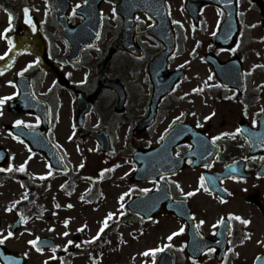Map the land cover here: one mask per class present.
Segmentation results:
<instances>
[{
  "label": "rangeland",
  "instance_id": "374dc122",
  "mask_svg": "<svg viewBox=\"0 0 264 264\" xmlns=\"http://www.w3.org/2000/svg\"><path fill=\"white\" fill-rule=\"evenodd\" d=\"M25 1L34 6L38 19L41 22L46 20L49 34L55 36L57 28L53 25L52 8L48 2L46 0ZM171 1L174 19L189 25L190 33L201 34L204 38L208 37L220 16L218 11L214 8L205 10L207 28L201 32V30H193L191 23L189 24L183 10L182 0ZM11 2L13 3L11 10L14 12L17 10L18 4L14 0H3L4 4ZM83 2L84 0H72V6ZM113 8L114 4L111 2H104L101 5L102 13L107 21V29L100 46L102 51L107 49L108 43L113 39V32L117 28ZM256 17L257 14L252 13L250 19L254 20ZM72 20L75 23L80 21L76 16H72ZM10 26V14L0 3V34H5V31L8 30L7 36L14 35L17 31L15 28L9 29ZM141 37L146 38L144 35ZM3 49V43L0 42V53ZM201 52L199 53L201 54ZM199 53L197 58L186 55L182 60L176 61V65H180L190 58L189 66L193 69L189 71V80L185 83L188 89L204 83L208 78L209 69ZM26 61L28 60H21L20 65L9 69L2 75L0 98L14 96V86L9 81H13L15 72ZM260 62L264 64V55ZM144 67V64L141 63L140 66H136L135 71H129L128 68L114 62L110 66L108 74L113 78L119 76L129 84L130 88L133 84L143 83ZM89 72L86 69L85 74L88 75ZM49 81L50 77L48 82L43 80L42 84L47 83L48 86ZM131 91L135 95L136 91L133 89ZM9 100L0 109L3 112V115H0V146L7 148L10 154V170L0 173V237L7 236V233L11 231V222L19 215H24L26 221L16 234L0 244L12 252L23 255L27 253L25 255L27 264H45L46 261L49 264L56 257L55 251H38L34 245L28 243L41 236H52L56 240L58 250L63 252L60 257H63L62 260L65 264H94V256L95 264H151L154 259L153 254L144 255L145 252L153 248H160V245L165 243L173 245L179 240L180 223L173 219L170 221V218L165 216H156L149 223L134 221L135 226H139L142 231L145 229L142 235L140 230L131 225L129 221L113 225L123 212L121 205L124 206V203L120 199L121 196L124 197V194L127 193V200H130L141 190L154 187V184L136 183L132 180L131 169L135 164L130 159L132 149L128 132L132 126L131 121L124 120L123 128L115 131L113 148L107 154L101 149L98 150L94 140L88 136L82 137L78 133L74 139L70 138L74 124V121L71 123L72 99L68 95L62 96V110L58 122L53 126V134L56 138L55 142L62 148L64 147L71 167L66 173L54 175L42 154L32 151L28 145L9 133L7 126L15 123L16 120H23L25 123L31 122L33 125L38 123L35 116L11 112L7 107ZM142 108L143 106L140 105L139 111H142ZM99 122L101 121L92 120L91 126L95 128ZM156 136L151 138L152 144H155ZM100 161L103 163L100 164ZM22 165L25 166V171L17 172ZM99 165H103L101 170L105 169L108 172L98 175L97 167ZM49 172L51 175H48ZM194 178L189 175L183 176V180L187 181ZM39 183L42 185L40 186ZM132 188L134 191H131ZM200 204L204 205V202L198 197L197 205ZM111 213L115 215L108 220V227L100 233L104 220ZM132 217L139 220V216L135 214ZM214 218L215 216L211 215L208 221L212 222ZM65 221L68 223L65 224ZM65 232L68 235H64ZM173 233L178 234L172 236ZM169 236H172L171 240L168 239ZM93 237L98 238L93 240ZM183 237L184 235H182ZM122 238L123 240L119 241ZM124 239L127 244H123ZM69 241L73 243L70 244ZM94 242L97 245L105 244L100 255L95 252ZM260 245L261 242L254 243L244 250L240 264L250 261L258 250V254L262 253L264 243L259 249ZM205 264H218V262L206 259Z\"/></svg>",
  "mask_w": 264,
  "mask_h": 264
},
{
  "label": "flooded vegetation",
  "instance_id": "af4514ba",
  "mask_svg": "<svg viewBox=\"0 0 264 264\" xmlns=\"http://www.w3.org/2000/svg\"><path fill=\"white\" fill-rule=\"evenodd\" d=\"M252 6V5H251ZM256 10L257 7L253 5ZM246 16V14H244ZM243 19V33L237 43L230 49H219L209 41L205 49L216 54L223 60L239 56L242 65V84L238 85L235 75L225 74L226 82L221 81L215 74L214 69L209 65L207 81L196 85L192 89L186 87V82L176 84L175 88L167 97L161 100L157 107L155 123L142 131L136 133L135 125L131 128V135H139L148 143L143 142V146L148 148L149 139L159 135L161 138L176 124L189 122L199 133L206 135L213 142L220 145L221 153L215 158L209 167L193 170L191 160H187L184 170L177 175L164 177L168 184L171 197L175 201H187L193 210V218L196 227L203 236L215 239L216 233L221 224L217 223L222 218L226 223V230L229 229L228 237V262L241 263V255L244 250L254 243L261 242V232H264V214L256 202L257 199L264 203V177L257 175V170L264 164V155L253 153L251 138L260 139L262 135V124L264 123V66L260 62L264 55V36L260 34L261 26L257 21L249 20L250 26ZM137 41L144 50V57L149 60L146 54L151 51L157 55L159 50L152 42L144 41L141 35L144 30L139 27L137 30ZM59 49L57 45L54 46ZM94 59L90 50L83 51L79 65L66 64L63 69L62 80L58 77L49 88L47 101L52 102L54 96L62 90L74 97L77 89H82L86 95L95 94V99L90 111L86 114L84 126L79 132L84 134L91 132L92 120H99L95 130H106L111 135L114 124L119 119H126L132 123L140 121L146 117L150 111V101L152 97V85L150 82L143 83L144 88H136L142 91L140 100L132 97L127 91L128 99L123 113L116 112L118 102L117 94L114 91L102 90L98 85L96 71L83 77L79 72L84 71L85 55ZM96 63L101 61V52H97ZM154 55V56H155ZM134 60V57L128 55ZM56 63L59 61L53 57ZM33 87V68L29 73ZM83 77V81H82ZM201 89L200 91H194ZM105 94H110L113 98L103 99ZM140 97V93L137 94ZM143 106L142 111L138 107ZM206 117H210L206 119ZM241 129L237 132L236 129ZM88 130V131H86ZM214 137L219 139L214 140ZM151 142V141H150ZM260 141H257L259 144ZM207 146L210 145L206 142ZM192 149L189 141L178 143L174 146V153L182 157ZM179 154V155H177ZM234 161L242 164L241 173L245 171L248 177H228L220 179V185L227 191L224 197L211 190L204 182V187H200V179L204 172H219L224 167ZM194 176L192 180H183V176ZM199 176V177H198ZM200 188L192 196L185 193ZM183 189V191H181ZM198 197L204 205H197ZM233 214L243 219L250 220L251 223L244 224L236 220ZM214 215L212 222L208 221L209 216ZM187 225L183 220L177 219ZM203 221V223H200ZM228 223V224H227ZM217 253V251H215ZM238 253V255H237ZM246 263L249 261H245Z\"/></svg>",
  "mask_w": 264,
  "mask_h": 264
},
{
  "label": "water",
  "instance_id": "95a60500",
  "mask_svg": "<svg viewBox=\"0 0 264 264\" xmlns=\"http://www.w3.org/2000/svg\"><path fill=\"white\" fill-rule=\"evenodd\" d=\"M53 4L56 5L58 16H59V22L63 29V36H73L74 38H71L74 43H76L79 46L83 45H93L100 30V12L98 11V5L100 3V0H89L88 5L85 7V9H81V11L85 10V21L84 23L76 29V31H72L68 27L67 18H66V11L69 6L68 0H50ZM226 4H228L227 8V19L224 24V27L221 28V31L219 33V36L230 34L231 38L226 39L224 41L225 46L230 45L234 41L235 35L238 34V24H237V17H236V0H224ZM228 1V2H226ZM214 2L219 5H222V0L220 2L218 0H187V3L189 5V10L194 14L196 10L200 9L203 5ZM153 3V4H152ZM147 1L146 3L143 0L136 1V0H122L121 3L117 6V11L123 16L124 19V25L125 30L122 35H124V40L119 39L113 47V50L117 49L119 46L123 45L126 47V49L131 50L133 48V37L135 33V20L134 17L137 12L139 11H151V15L159 20L160 26L164 28L165 25H169V19L166 14V9L164 8V0H154ZM155 9L156 12H154L151 8ZM29 17L31 18L32 23L28 22ZM21 22L23 26L25 27L26 36L28 39H18V43L24 46V44H29L30 42V36L32 35V29H33V52L37 53L41 59H43V53H44V42L41 37L40 28L37 24V22L33 19V16L30 12L27 10H24L21 17ZM32 29H31V28ZM165 32V30H163ZM160 32L158 33V37L165 41V43L168 45V50L162 55L163 59L171 53V49L169 47V44L172 43V40L169 39V42H167V39H164L163 36H168V33ZM81 34H83V37L81 38ZM156 35V33H154ZM172 37V33H169ZM81 38V39H80ZM29 47V46H28ZM31 48V47H30ZM79 50L77 49V52ZM136 53H138L137 49H134ZM44 61V59H43ZM108 59L105 60V62L101 65L99 73H100V83L102 86L105 87H111L116 88L119 90V92L122 95V98L124 97L123 91H120V87L113 82H109L104 77V70L105 65L107 63ZM221 68V66L219 67ZM151 69V67H150ZM158 76V75H157ZM165 72L162 74V76H158L156 79V85L157 89L160 87L161 79H164ZM176 79H178V76H175ZM176 79H173L172 82L176 81ZM167 81H164V83ZM163 96V95H162ZM161 97V96H160ZM22 98L23 100H27L31 98V92L29 90V87L26 86L23 88L22 91ZM160 99V98H159ZM33 100V112H35L37 115L43 118L44 127H47V109L45 105L34 98H31V102ZM122 105V103L120 104ZM20 111V110H18ZM148 121H144L141 123V126L144 127L147 125ZM15 133L21 135L23 138L27 139L29 142L33 143V147L37 150L44 151L47 156L49 157L51 163L55 168H63V165L60 162L59 156L56 152V150L49 144V142L46 139L45 132H37V131H28L25 128L18 127L15 130ZM105 143V139L103 138V144ZM107 147V145H106ZM6 158V153L3 151V149H0V163H4ZM135 159L139 165L138 172L136 174V179H151V178H158L164 171H167L166 167L169 165V159L170 157L164 154H160L159 150L151 151L149 153L143 154V153H137L135 154ZM166 161V164H165ZM152 197V195L148 196H142L138 198L134 203H132L131 206L138 205L139 202L146 203L149 198ZM140 207L133 208L135 211L141 212L144 214L145 217H151L154 214H158L161 211L160 208V199L158 196L151 201L149 206L144 209ZM132 208V207H131ZM143 211V212H142ZM21 221L15 222L12 226L13 231H15L17 228L20 227ZM49 239H41L38 241V247H52L54 246L53 242H50ZM205 246H202V248H196L193 245L189 246V251L192 253L193 256L196 258H199V255L202 253V251L205 249ZM0 255L3 259L4 264H25L23 257H16V256H9L3 248H0ZM168 254H163L161 256V259L159 261V264H172L171 258ZM256 264H264V261H257Z\"/></svg>",
  "mask_w": 264,
  "mask_h": 264
},
{
  "label": "snow or ice",
  "instance_id": "6c2138e0",
  "mask_svg": "<svg viewBox=\"0 0 264 264\" xmlns=\"http://www.w3.org/2000/svg\"><path fill=\"white\" fill-rule=\"evenodd\" d=\"M85 2H87V0H85ZM76 7H79V5H77ZM73 14H75V11H74ZM10 20H11V16H10ZM28 22H29V23H32L30 17H29V19H28ZM177 23H180V22L177 21ZM7 31H8V30H6V31H5V34H4L5 39H7V35H6ZM213 35H215V33H213ZM13 47H14V45H13ZM9 51H11V49H9ZM5 55H7V53H5ZM2 58H3V57H0V59H2ZM31 66H32V65L29 64V67H31ZM20 75H23V71L20 73ZM9 83H12V82L9 81ZM200 90H201V89H195L194 91H200ZM8 99H11V97L6 96V97H3V98H0V109H2L4 103H5ZM0 115H3V112H2V111H0ZM208 118H210V117H206V119H208ZM24 123H25V121H23V120H16V121H15V124L18 125V126H19V125H22V124H24ZM28 126L31 127L30 124H29ZM236 131H237V132H240L241 129L238 128V129H236ZM16 138H17V139H20L19 136H17ZM213 139L216 140V139H219V137H214ZM177 155H179V154H177ZM49 167H51L50 164H49ZM81 167H83V165H81ZM205 167H209V165L206 164ZM19 171H25V166L22 165V166L20 167ZM48 175H51V172H49ZM204 182H205V178H204L203 176H201V178H200V187H204ZM143 191L146 192V191H148V189H144ZM181 191H183V189H181ZM198 191H200V188H197V189H195L194 191H191V192H187V193H185V195H186V196H192V195H194V194H195L196 192H198ZM126 195H127V193L124 194V196H126ZM120 199L123 200V196H121ZM121 207H123V205H121ZM8 210L11 211V209H8ZM113 215H115V214H114V213L109 214V216L104 220V222H103V227L100 229V233H102V232L104 231V229L108 227V220H110V219L112 218ZM232 218H234V219H236V220H240V221H241L242 223H244V224H249V223H251L250 220L243 219L242 217H240V216H236V215H234V214H233V217H232ZM67 223H68V221H65V224H67ZM200 223H203V221H201ZM217 223H219V224H224L225 221H224V219L222 218V219L219 220ZM183 231H184V228L181 227V228L179 229V232H183ZM177 234H178V233H173L172 236H175V235H177ZM13 235H14V233H13L12 231H9V232L7 233V236L0 237V243H4V241L7 240L8 237H11V236H13ZM64 235H68V233L65 232ZM98 235H99V233H98ZM172 236H169L168 239L171 240V239H172ZM97 238H98V237H93V240H95V239H97ZM39 240H40V238L37 237V238L34 239V240H30L28 243H29V244H32V245H38V241H39ZM69 243L71 244V243H73V242H72V241H69ZM37 250H38V251H43V248H41V247H37ZM55 250H56V249L53 248V251H55ZM160 251H163V248H153V249H150V250H148L147 252H145L144 255H148L149 253H151V254H153V256H154L155 253L160 252ZM208 251H210V252H211V251H215V249L209 248ZM25 255H27V253H25ZM237 255H238V253H237ZM257 261H264V256L257 257ZM45 264H47V261L45 262ZM153 264H155V260H154V259H153Z\"/></svg>",
  "mask_w": 264,
  "mask_h": 264
}]
</instances>
